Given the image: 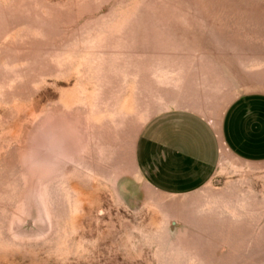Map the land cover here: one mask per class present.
Instances as JSON below:
<instances>
[{
  "label": "rangeland",
  "instance_id": "374dc122",
  "mask_svg": "<svg viewBox=\"0 0 264 264\" xmlns=\"http://www.w3.org/2000/svg\"><path fill=\"white\" fill-rule=\"evenodd\" d=\"M264 95V0H0V264H264V158L221 144L158 191L144 127Z\"/></svg>",
  "mask_w": 264,
  "mask_h": 264
},
{
  "label": "crops",
  "instance_id": "0c3cea01",
  "mask_svg": "<svg viewBox=\"0 0 264 264\" xmlns=\"http://www.w3.org/2000/svg\"><path fill=\"white\" fill-rule=\"evenodd\" d=\"M222 143L239 157L264 158V95L232 103L217 129L190 112L153 119L139 139L137 164L158 191L186 194L213 178Z\"/></svg>",
  "mask_w": 264,
  "mask_h": 264
}]
</instances>
